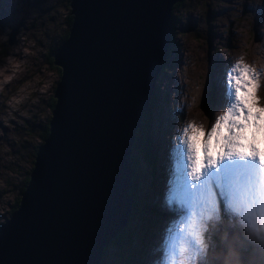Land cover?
Returning a JSON list of instances; mask_svg holds the SVG:
<instances>
[{"label":"rangeland","instance_id":"rangeland-1","mask_svg":"<svg viewBox=\"0 0 264 264\" xmlns=\"http://www.w3.org/2000/svg\"><path fill=\"white\" fill-rule=\"evenodd\" d=\"M183 1L182 6L172 7L178 18L174 11L168 12L167 3L164 9V14L171 15L168 22L180 25V30H173L171 40L177 63L176 67L168 69L173 90L155 91L151 114L143 117L138 129L137 141L142 144H136L134 161L140 179L137 187L140 205L132 211L127 223L135 236L130 249L112 243L100 264H128V258L127 262L121 258L124 253H129L130 264H264V234L261 231L256 235V231L247 228L255 237L248 240L249 248L245 244L246 257L243 259L239 258L238 251L243 249L246 240L231 218L226 219L225 229L218 232V242L210 237L206 219L221 223L224 216L221 215L219 221L218 213L227 211L207 194L201 202L188 208L190 213L186 216L196 224L194 232L202 238L207 237L205 244L195 243L190 250L178 247L169 252L166 249L170 260L160 257L158 262L156 257L155 262L139 261V249L152 251L162 244L163 231L160 236H156V231L165 219L156 204L159 191L161 198L167 193L164 182L175 174L178 148L174 142L197 140L202 149L210 145L213 136L224 131L225 123L235 133L264 136L263 1ZM62 2L0 0V222L10 216L34 152L44 143L37 129L52 116L47 100L61 73L49 64L46 52L51 53L62 40L65 14L71 8H65ZM13 26H17L13 41L7 43ZM257 27L261 37H257ZM178 49L183 52L181 56ZM214 84L211 92L208 88ZM28 95L25 105L23 100ZM146 97L147 92H142V99ZM169 107L174 109L173 113L169 114ZM148 139L156 155L155 164L143 152ZM164 144L170 152L168 156L164 153ZM157 169L158 173L162 170L161 174L157 175ZM257 183L264 187V171L257 175ZM259 195L264 198V189L259 190ZM260 225L264 232V221L261 220ZM224 250L226 252H222Z\"/></svg>","mask_w":264,"mask_h":264},{"label":"water","instance_id":"water-1","mask_svg":"<svg viewBox=\"0 0 264 264\" xmlns=\"http://www.w3.org/2000/svg\"><path fill=\"white\" fill-rule=\"evenodd\" d=\"M172 1L69 0L49 133L0 223V264H98L124 227L141 103L173 90Z\"/></svg>","mask_w":264,"mask_h":264},{"label":"clouds","instance_id":"clouds-1","mask_svg":"<svg viewBox=\"0 0 264 264\" xmlns=\"http://www.w3.org/2000/svg\"><path fill=\"white\" fill-rule=\"evenodd\" d=\"M175 1L167 3V9H168L169 13H170V8L172 7V4ZM170 31L171 30H169V37H171ZM62 41H63V39L61 40V42ZM208 90H210L212 92V90H214V88L210 85ZM152 93H155V91H151V95H152ZM151 95H150V97H151ZM29 97H30V95H28L27 98H25L23 100L25 105L28 102ZM150 97H149L148 105L146 106V108L149 106ZM226 124L227 123H225L224 125H226ZM177 142L175 143V145L177 146V148L179 150V148H180L179 146L182 145V142H180V141H177ZM186 143H187V141H186ZM213 149H214V147H207L204 150V159L209 160V159L216 156V154L213 152ZM143 152L148 155L149 160H151L152 163H154V164L156 163V155L152 151L151 140H150V144H149L147 150L146 151L143 150ZM180 152H182V151H180ZM151 155H153V156H151ZM182 163H187L185 155L181 156V164ZM180 166H182V165H180ZM236 166H237V164H233L224 170L215 171V173L212 176H204L202 181L201 180L198 181V187H197L198 188V190H197L198 202L197 203L201 202L203 195L207 194L209 199L212 198L214 201H218L220 203V205H222V207H224L227 211L225 213L221 210V213L220 214L218 213L219 221L222 219L221 215L224 216V220L221 223H219V222L214 223L211 220L206 219L205 226L211 230L210 231L211 232L210 237H212L216 242H218V239H217V234H219L218 232L225 229V227L227 226V223L225 222L227 218H231V222L236 223L238 225V230L241 231V233H242L241 228H244L246 230H247V228H250V229L252 228L254 231H256V232H254L256 235H257V232H259V231H261L264 234L263 228L261 225H260V228H258L257 226L255 228V227L248 224L249 221H252V223H250V224H255V225H256V223L260 224L261 220L264 221V211L258 212L257 209L259 207L257 205L255 207H241L239 205V203L236 202L233 199V197H231L229 194V190L226 186L225 180H226L227 175L232 170H234ZM185 173H186V171H185ZM184 181H185V175L183 176V169H181L180 173L174 174V175L168 177L167 180L165 181L164 185L166 187L165 189L167 190V193H166V195H164L163 198H161V191H159V197H158L156 207H157L158 211L164 217L165 222L162 223L158 227V229L156 231V236H160V231L161 230L163 231L162 242H161L162 244H160V246H162L163 248L161 249L160 246H158L157 248L154 247V249L152 251H147L146 249H139V251L141 252L140 256L142 258V259L139 258L140 262H143V263H146L147 261L155 262L156 257L158 258V262L161 261L160 257L167 258L168 260H170V258L166 257V253H167L166 248L167 249L169 248L167 238L170 236V233L177 235V236L184 237L187 234V231H189L190 232L189 237L198 236L199 240H201V241L207 240L206 236H204V237H206V239H202L201 235H197L194 232V230L196 229V227H195L196 224L193 223L192 218L190 220L186 219L187 213H189L190 211H189V209H185L186 200L184 199V194H183L184 189H185L184 184H183ZM138 182H139V180H138ZM131 185H132V182H131ZM244 193H245L244 191H241V195H244ZM137 196L139 197L138 192H137ZM129 198H130V204H132L133 198H131L130 194H129ZM245 202L249 203L248 200H246ZM245 215L248 218H246ZM236 217L239 218L238 222L235 221ZM245 226H246V228H245ZM247 231L249 232V230H247ZM252 233H253V231H252ZM255 234H253L254 237H255ZM242 235H243V233H242ZM253 236L251 235V239ZM243 237H244V235H243ZM245 240H246V238H245ZM195 243L190 244L189 246L193 247L195 245ZM245 244H247V246L249 248L248 240L244 241L243 245H245ZM179 247L181 248V244L179 245ZM124 248L130 249L129 246H127V245L124 246ZM242 248L243 249H240L238 251L240 254V256H239L240 259H243L246 257L244 254V251L246 250L245 246H243ZM254 248H256V246H254ZM127 255L129 257L128 258L129 262H127V263L130 264L131 260H130L129 253H127ZM163 260H165V259H163Z\"/></svg>","mask_w":264,"mask_h":264},{"label":"trees","instance_id":"trees-1","mask_svg":"<svg viewBox=\"0 0 264 264\" xmlns=\"http://www.w3.org/2000/svg\"><path fill=\"white\" fill-rule=\"evenodd\" d=\"M62 3L63 4H66L65 5V8H68V7L70 8V5L68 4L69 3V0H63ZM178 4L182 6L184 4V1L183 0H176L172 4V7L173 6L175 7ZM206 4H207V2H206ZM172 7L170 8V12L171 11H174L172 9ZM174 15L176 16V18H178V13H176V11H174ZM65 20H66V27L64 28L63 32H61V34H60V38L63 39V41L65 39H67V37L69 35V28H70V25H71L72 20H73V14L70 11H67L66 12V14H65ZM170 34H171V37H170V41H171L172 40V36H173V30L170 31ZM52 42H56V41H53L52 40ZM36 43H38V41H36ZM49 44H47V49H48V45ZM57 47H58V45H56L51 52H53ZM46 57L48 59L49 64L51 66L56 67L57 70H58V72H59V74H60L61 73V67L58 64L52 62L53 61V56L50 55V51L49 50H47V52H46ZM213 88L215 89V85H213ZM154 100H155V93H152V95L150 97V101H149L150 102L149 103V106L143 111V116H142L141 122L143 121V117L146 118V116H149L151 114L150 105L151 104H154ZM48 102H50V106H51V109H52L53 106H54V104L56 103V97H55V95H53V93H51L49 95L48 100H47V103ZM49 120H50V117L46 121H44L43 123H41V127L37 129V132L40 135L41 141H44V139L47 137V135L49 133ZM140 143L142 144V141H140V142L137 141L135 144H138L139 145ZM149 144H150V139H148V141L145 142L144 149H143L144 151L147 150ZM34 153H36V151ZM34 156H35V154H34ZM32 164H33V162H32ZM32 164H31V166H32ZM135 164H136L135 161H133L132 167L134 169V177H133L134 179L132 181V185L129 187V194L131 195V198H133V202L131 204L132 211H135L139 207V205H140V198L137 196L138 180H140V179L138 177L137 169H136ZM152 173L156 174V172H154V171ZM28 179H29V170L27 171V174L25 175V177L23 179V182H22V184H21V186L19 188V192L20 193L24 189V187H25ZM19 199H20V195H19V198L16 199V202H15L14 206L11 208V211L14 210L17 207V204L19 202ZM134 236L135 235H133V228L130 226V224H127L126 226H124L122 228V230L120 231V233L118 234V236L116 237V239L113 241V243L118 244L119 246H121L122 248H124V246H126V245L129 246L130 245V242L131 243L133 242ZM234 244L236 245L235 242H234ZM121 258H124L123 260L125 262H127L126 259L129 258V257H128L127 253H124Z\"/></svg>","mask_w":264,"mask_h":264},{"label":"bare ground","instance_id":"bare-ground-1","mask_svg":"<svg viewBox=\"0 0 264 264\" xmlns=\"http://www.w3.org/2000/svg\"><path fill=\"white\" fill-rule=\"evenodd\" d=\"M263 1V4H264V0H262ZM264 6V5H263ZM262 17H264V12H263V16ZM217 28V27H216ZM233 37V36H232ZM257 37H261V35H260V32H259V28L257 27ZM68 38V37H67ZM66 40V39H65ZM63 42V41H62ZM257 44V43H256ZM181 45V44H180ZM237 46V45H236ZM183 47V46H182ZM256 51V50H255ZM178 54L181 56L182 54H183V52H182V50L181 49H178ZM21 56H22V54H21ZM186 56V55H185ZM187 58V57H186ZM253 60V59H252ZM262 62V61H261ZM251 64V63H250ZM8 65V64H7ZM176 65H177V63H176ZM260 67V66H259ZM262 68V67H261ZM14 71V70H13ZM4 75V74H3ZM3 78V77H2ZM183 81V80H182ZM236 90V89H235ZM236 93V92H235ZM242 95V94H241ZM237 96V95H236ZM230 97V96H229ZM236 98V97H235ZM237 99V98H236ZM236 102V101H235ZM233 103V102H232ZM146 104V103H145ZM145 104L144 103H141V107H140V114H139V121H138V128H137V135H136V142H137V136H138V129H139V126L141 125V119H142V116H143V111L146 109V106H145ZM240 105V104H239ZM173 110L174 109H172V108H167V111L169 112V114L170 113H173ZM225 110V109H224ZM264 112V111H263ZM221 112H219V114H220ZM264 114V113H263ZM223 115V114H222ZM259 115V114H258ZM227 116V115H226ZM224 117V116H223ZM259 117V116H258ZM263 117V116H262ZM221 118H222V116H221ZM263 119V118H262ZM262 119H260V120H262ZM221 121H223V120H221ZM256 122V121H255ZM223 123V122H222ZM260 123V122H259ZM256 124V123H255ZM225 126V125H224ZM257 127V126H256ZM262 127V126H261ZM198 130V129H197ZM213 130V129H212ZM219 131V130H218ZM259 131V130H258ZM193 133V132H192ZM141 144V143H140ZM264 145V144H263ZM163 149H164V153H165V155H169V150H168V147H167V144H164V146H163ZM135 151H136V144H135V150H134V157H133V161H134V158H135ZM181 156H182V154H181V152L179 151V150H177V154H176V159H175V164H174V172H175V174H178V173H180V170L182 169V166H180L181 165ZM161 168V167H160ZM151 169V168H150ZM152 170V169H151ZM162 171V170H161ZM161 171H159V173H158V169H157V175L158 174H161ZM173 172V173H174ZM134 177V169H133V167H132V172H131V179H130V185H131V182L133 181V178ZM164 184H165V182H164ZM262 196V195H261ZM131 214H132V209H131V204H130V198H129V194H128V200H127V208H126V215H125V222H124V226H126L127 225V223H128V221H129V218H130V216H131ZM212 218V217H211ZM235 221L236 222H238L239 221V218H235ZM260 223H261V221H260ZM264 227V226H263ZM241 230H242V233H243V235H244V237L246 238V240H251V235L253 236V233L251 234V233H249L246 229H244V228H241ZM259 234V233H258ZM234 245V247H236L237 248V246L235 245V244H233ZM241 246V245H240ZM245 246V245H244ZM222 252H226L225 250L224 251H222ZM192 255V254H191ZM212 259H213V257H212ZM101 263V260H100V262L98 263V264H100ZM177 263V262H176ZM202 263H204V262H202Z\"/></svg>","mask_w":264,"mask_h":264}]
</instances>
